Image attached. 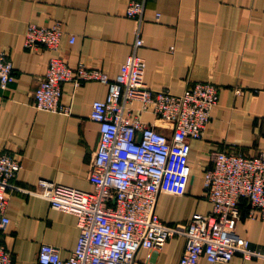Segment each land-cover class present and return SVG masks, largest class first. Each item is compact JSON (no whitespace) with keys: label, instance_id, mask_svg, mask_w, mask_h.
Listing matches in <instances>:
<instances>
[{"label":"crops","instance_id":"obj_1","mask_svg":"<svg viewBox=\"0 0 264 264\" xmlns=\"http://www.w3.org/2000/svg\"><path fill=\"white\" fill-rule=\"evenodd\" d=\"M128 2L0 0V51L7 53L15 75L6 88L0 87V153L19 158L21 168L13 183L34 191L13 190L9 197V222L0 231V243L10 251L13 264H39L42 243L56 246L62 257L75 248L76 217L52 208L36 193L43 181L82 190L91 187L89 175L99 141V124L90 118L91 104L105 98L108 88L96 80L77 87L63 82L61 102L70 105L68 114L37 109L34 90L54 54L72 67L82 62L114 78L134 40L135 21L124 13ZM55 20L66 31L57 49L24 46L29 24L48 25ZM68 34L74 42H68ZM141 36L139 52L150 88L179 94L194 83L210 81L219 91L202 137L187 141L184 192L163 191L158 197L160 219L184 230L194 213L211 211L203 195V175L213 150L264 154V0H145ZM140 117L166 131V124L152 114ZM247 211L242 203L236 233L248 240L249 249L264 253V219H250ZM184 243L177 233L160 249L140 248L134 264H178ZM198 264L262 261L236 252L228 261L210 263L201 258Z\"/></svg>","mask_w":264,"mask_h":264},{"label":"built area","instance_id":"obj_2","mask_svg":"<svg viewBox=\"0 0 264 264\" xmlns=\"http://www.w3.org/2000/svg\"><path fill=\"white\" fill-rule=\"evenodd\" d=\"M145 0H129L125 16L135 21L134 40L119 72L111 78L100 68L82 62L70 66L59 54L49 57L46 71L34 90L39 110L70 113L61 102L62 83L77 87L96 80L107 85L103 99L91 104L90 118L99 124V141L89 181L82 190L55 182H40L39 193L52 208L73 214L79 234L75 248L66 257L51 244L40 245L39 264H134L140 248L160 249L169 237L180 233L185 243L178 264L228 261L236 252L256 256L264 264V253L248 248L236 226L240 205L248 206L247 217L264 219V154H244L232 148L216 149L204 170L203 195L211 203L208 213H194L186 229L164 223L156 212L161 192L182 194L188 176L187 141L199 139L219 102L216 84L210 81L187 86L174 94L152 89L145 80L141 27ZM159 14H156V19ZM66 36L62 23L29 24L24 34L26 48L45 46L55 50ZM68 42L74 36L68 34ZM14 70L5 51H0V87L14 80ZM135 103L138 107L135 108ZM150 113L166 124L157 129L140 117ZM21 168L19 158L0 153V231L9 222L7 207L13 190L28 193L13 180ZM0 264H13L10 251L0 243Z\"/></svg>","mask_w":264,"mask_h":264},{"label":"trees","instance_id":"obj_3","mask_svg":"<svg viewBox=\"0 0 264 264\" xmlns=\"http://www.w3.org/2000/svg\"><path fill=\"white\" fill-rule=\"evenodd\" d=\"M242 203H245L244 201Z\"/></svg>","mask_w":264,"mask_h":264}]
</instances>
